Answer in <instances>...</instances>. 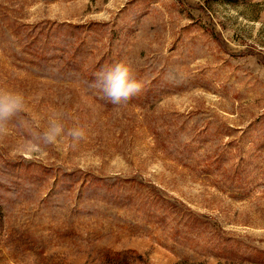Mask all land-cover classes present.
<instances>
[{"label": "rangeland", "instance_id": "rangeland-1", "mask_svg": "<svg viewBox=\"0 0 264 264\" xmlns=\"http://www.w3.org/2000/svg\"><path fill=\"white\" fill-rule=\"evenodd\" d=\"M0 89V264H264V0H0Z\"/></svg>", "mask_w": 264, "mask_h": 264}, {"label": "clouds", "instance_id": "clouds-1", "mask_svg": "<svg viewBox=\"0 0 264 264\" xmlns=\"http://www.w3.org/2000/svg\"><path fill=\"white\" fill-rule=\"evenodd\" d=\"M94 86L98 88L104 97L113 105H121L130 101L144 88L142 80L137 79L133 68L125 63L118 62L102 68L96 74ZM25 97L15 90L0 89V129H3L14 117L25 111ZM19 126L29 134V144L33 150H39L40 145H55L65 134L73 140H79L83 131L73 127L67 130L61 119V114L54 113L49 119L46 128L38 129L32 122L26 119L19 120Z\"/></svg>", "mask_w": 264, "mask_h": 264}]
</instances>
